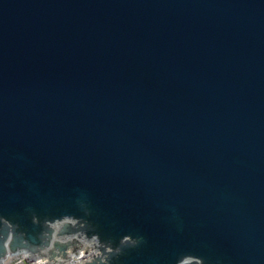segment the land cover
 I'll use <instances>...</instances> for the list:
<instances>
[{
    "label": "water",
    "instance_id": "water-1",
    "mask_svg": "<svg viewBox=\"0 0 264 264\" xmlns=\"http://www.w3.org/2000/svg\"><path fill=\"white\" fill-rule=\"evenodd\" d=\"M83 205L111 264H264V0H0V216Z\"/></svg>",
    "mask_w": 264,
    "mask_h": 264
},
{
    "label": "bare ground",
    "instance_id": "bare-ground-1",
    "mask_svg": "<svg viewBox=\"0 0 264 264\" xmlns=\"http://www.w3.org/2000/svg\"><path fill=\"white\" fill-rule=\"evenodd\" d=\"M86 241H87V240H85V239H83V238H80V242H83V247H89V249H86V250H91V252H95V251L98 252L99 249H95V251H93V250H94L93 248H94V245H95V242H96V241H93V242H90V241H87V242H86ZM92 243H93V244H92ZM79 251H80L81 253H78V252H76V251H75V253H76V254H84V251H85V250H79ZM103 251H104V249H103ZM72 258H76V259H77V258H79V257H72Z\"/></svg>",
    "mask_w": 264,
    "mask_h": 264
},
{
    "label": "rangeland",
    "instance_id": "rangeland-1",
    "mask_svg": "<svg viewBox=\"0 0 264 264\" xmlns=\"http://www.w3.org/2000/svg\"><path fill=\"white\" fill-rule=\"evenodd\" d=\"M18 257H21V256H18ZM17 260V258L16 257H11L10 258V260L9 261H7V263L6 264H22V262L21 261H16Z\"/></svg>",
    "mask_w": 264,
    "mask_h": 264
}]
</instances>
